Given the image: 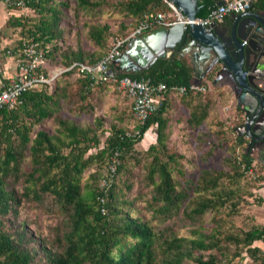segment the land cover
<instances>
[{
	"label": "trees",
	"instance_id": "trees-1",
	"mask_svg": "<svg viewBox=\"0 0 264 264\" xmlns=\"http://www.w3.org/2000/svg\"><path fill=\"white\" fill-rule=\"evenodd\" d=\"M22 1L37 19L27 26L25 17L9 16L6 26L19 35L17 46L10 50H19L23 42H38L48 69L67 67L73 61L93 64L107 54L104 49L111 36L107 24L90 25L87 30L88 39L103 48L101 52L88 53L80 46L62 50L63 32L58 25L67 2ZM76 2L83 11L108 6L111 11L133 18L135 26L150 15L169 11L164 0ZM197 5L200 8L195 16L203 18L215 1L197 0ZM72 75H76L73 70L66 71L51 88L28 90L22 94L20 104L0 109V264H236L235 258L237 264H264V222L247 229H229L244 198L241 194L253 197V193H245L238 186L239 181L249 176L254 183L264 181V166L252 165L247 153L240 152L226 158L224 166L228 170L204 168L195 182L182 179L183 155L168 146V111L174 105L169 91L162 92L157 110L142 124L134 120L130 129L116 124L109 131L100 128L102 134L107 132L101 141L96 128L70 124L53 116L60 110L54 99V86L61 77L68 79ZM116 76L150 79L168 88L187 87L192 79L189 66L172 58L156 59L140 73ZM78 78L82 99H88L97 87L112 85L111 81ZM214 90H188L178 96L188 98L189 106L197 101L186 118L189 127H198L207 118L214 105ZM79 110L92 111L93 104L88 101ZM49 118L54 119L55 132L38 129L31 138L33 126ZM231 122L228 128L220 129L223 136L237 126L236 120ZM97 123L102 124L99 120ZM150 130L155 135L154 142L141 154L136 146L144 137L147 141ZM236 143L242 146L243 138L237 137ZM25 152L29 163L24 167ZM207 153L206 156L211 155L210 151ZM133 165L141 169L142 179L150 187L144 203L150 216L147 220L134 215V200L127 199L133 185ZM87 170H91L88 176L84 175ZM229 182L234 187H226ZM254 198L256 204L264 203L263 198ZM26 201L41 208H55L62 216L64 225L59 226L60 232L50 245H40V249L31 245L36 236L29 232L24 219L18 220L19 208ZM206 212L212 213L208 227L204 225ZM174 218L190 223L192 237H178L166 226L155 229L157 223L164 225Z\"/></svg>",
	"mask_w": 264,
	"mask_h": 264
},
{
	"label": "rangeland",
	"instance_id": "rangeland-1",
	"mask_svg": "<svg viewBox=\"0 0 264 264\" xmlns=\"http://www.w3.org/2000/svg\"><path fill=\"white\" fill-rule=\"evenodd\" d=\"M66 1V6L63 7V14L60 18L59 27L62 29L63 38L62 50L75 48L80 46L85 52H101L103 48L97 47L87 37V30L90 25H104L109 26L111 36L109 37L105 51L108 52L112 42L115 38L123 39L131 36V34L137 28L134 25L133 18L124 17L118 11L114 12L110 10V7L104 6L101 9L94 11H83L77 6L76 0H63ZM17 16L25 17L26 25H31L37 19L28 7L23 9L14 10ZM121 25L123 28H121ZM13 29L9 27V30ZM12 31V30H10ZM15 31V30H13ZM17 31V30H16ZM137 37L136 35L130 39H127L124 50L127 49L129 42ZM103 50V51H104ZM79 78L76 75L70 76L68 79L61 77L55 84L56 96L55 101L58 102L60 110L54 113L53 116H60L68 123H74L81 127L92 126L99 131L101 141L104 140L103 134L100 132V128L104 131H109L112 125L116 124L119 127L132 128L134 126V118L131 113V104L127 97L116 90V88L110 84L97 87L93 90L88 99H82L81 90L77 82ZM64 89V91L62 90ZM48 91V92H52ZM179 96V95H178ZM91 101L93 104L92 111L79 110V106ZM178 98L172 100L173 106L169 107V127L171 135L169 137L168 146L174 149L177 153L183 155V159L180 161V168L182 169V179L191 180L192 183L196 181L197 175L204 168L206 169H221L227 168L224 166L227 157L234 155V152H230L231 138L230 136H223L218 127L219 122L218 114H208L206 120L198 127H189L186 124V117H184L187 110L181 108ZM177 106V107H176ZM183 113V116L179 115ZM97 120L102 124L97 123ZM55 123L53 118L45 119L34 125L31 131V138L34 136L38 129L44 130L50 134L55 131ZM224 127V126H221ZM151 132V130H150ZM151 136L153 137L151 139ZM145 139V137H144ZM142 140L140 144L136 146L137 150H140L141 154L148 147L150 143L154 142L155 135L151 132L150 138L147 141ZM213 148V152L212 149ZM93 152V149L90 150ZM210 151L211 155L206 156ZM29 163L27 152L22 159V165L25 167ZM25 169V168H24ZM91 170H87L84 175L88 176ZM131 183L132 189L127 195V199H133L134 215L141 216L143 219H149V214L144 210V203L149 198V189L142 179V172L138 166H131ZM249 176V175H248ZM251 177H245L240 180L238 186L246 191L245 193L252 192L256 183L252 182ZM83 181H86V177L83 176ZM234 187L230 182L226 187ZM17 188H19L17 186ZM240 202L237 210V214L232 218L229 229L235 230L240 228H250L251 225H262L264 222V204H256L254 197H249L246 194ZM193 197V193H190V198ZM211 212H206L204 217V225L209 226ZM24 219L29 232L33 236H36V240L31 243L36 249H40V245H50V241H53L59 230V226L64 225V220L59 212L52 208L38 207L33 202H24L21 208H19V218L21 221ZM154 224V223H153ZM231 225V226H230ZM163 226L169 227L174 235L178 237H192L193 227L188 221L184 222L178 218H174L170 221H166L164 225L156 224L155 229H161ZM224 233V232H223ZM255 245L261 246L260 242H256ZM233 263H238V259L235 258Z\"/></svg>",
	"mask_w": 264,
	"mask_h": 264
},
{
	"label": "water",
	"instance_id": "water-1",
	"mask_svg": "<svg viewBox=\"0 0 264 264\" xmlns=\"http://www.w3.org/2000/svg\"><path fill=\"white\" fill-rule=\"evenodd\" d=\"M183 19L193 20L200 7L197 0H169ZM220 4L219 0H214ZM230 26L205 29L182 23L159 27L132 39L107 71L109 77L119 73H138L148 69L156 59L190 55L192 76L197 79L213 70L212 85L224 86L232 93L245 122L235 130L252 149L264 158V16L250 10L230 14ZM135 54V55H134ZM200 63L202 64L201 67ZM198 83V81H196Z\"/></svg>",
	"mask_w": 264,
	"mask_h": 264
},
{
	"label": "built area",
	"instance_id": "built-area-1",
	"mask_svg": "<svg viewBox=\"0 0 264 264\" xmlns=\"http://www.w3.org/2000/svg\"><path fill=\"white\" fill-rule=\"evenodd\" d=\"M220 4L209 10L203 18H194L193 20L183 19L180 10L169 0H164L169 11L150 15L140 21L131 36L119 39L115 38L105 56L93 64H85L73 61L67 67L54 66L50 69L46 66L44 50L38 42H23L19 50L12 51L8 49L6 54L15 58L16 74L7 84L2 85L0 89V109L14 108L21 103V96L28 90L41 89L53 85L54 81L63 73L73 70L80 78H89L92 82L111 81L117 91L122 92L131 103V112L134 120L142 124L148 116L153 114L158 107V99L162 92L169 91L171 95H183L189 90H198L202 93L208 91L211 85H189L171 86L150 79H132L128 76L109 77L107 71L111 63L122 56L127 39L139 36L146 31L159 27H170L179 23H193L205 29H210L212 25L220 24L224 18L230 14H239L246 12L258 0H219ZM5 6L12 7L13 10L23 9L25 7L22 0H0ZM46 69V70H45ZM136 132H134L135 134Z\"/></svg>",
	"mask_w": 264,
	"mask_h": 264
},
{
	"label": "crops",
	"instance_id": "crops-1",
	"mask_svg": "<svg viewBox=\"0 0 264 264\" xmlns=\"http://www.w3.org/2000/svg\"><path fill=\"white\" fill-rule=\"evenodd\" d=\"M251 11L258 13L261 16H264V0L256 2L252 6ZM12 14L16 15V11L14 12V10L7 9L5 7V5L0 2V89L2 88V85H5L9 81H11L16 74L15 58L6 54V51L8 49H11L12 47L17 46L18 38H19L17 31H13V29H10V30H12V31H10L9 27L6 26L7 21L9 19V16ZM231 24H232V19H231L230 15H228L227 17L224 18L222 23L216 24L215 28H217L216 30H218V28L220 26H230ZM129 48L130 47L127 46L126 51H130ZM166 58H172L175 60L184 61L189 66L190 74H191V78H192L189 85H195V84L204 85V86L211 85V87H213L215 89L213 91L214 97H215L214 105L212 106L209 113L210 114L215 113V114L219 115V122L218 123H222V126H224V128L221 127V129L228 128L229 125L232 124V122H231L232 119L236 120V122H237V126L233 129V132L226 131V135L230 136V138L232 139L231 140V146H230V152L232 150V152H234V154H236V156L239 155L240 152L247 153V155L252 160V165L264 166V162L262 160L259 161L257 159V156L255 153H249V151L246 149L247 139L244 136H239L237 131L235 130L238 126L242 125L245 122V119H244L243 112L236 106V102L232 96V93L228 90L227 87H224V86H218L217 87V86L212 85L211 82L214 79L215 70H213L210 74H208L206 76H202L201 78L197 79L196 77L192 76V73H191L192 70H191V66L189 63L190 55L183 54L179 57H175L174 53H171ZM201 66H202V64L200 63V66H198V67H201ZM143 70H146V69H142V71ZM142 71H140V72H142ZM140 72H138V73H140ZM196 81H198V83H196ZM189 85L187 87L186 86L185 87L188 88ZM171 97L172 98H178V95H171ZM177 102H179L178 106L183 105L180 107L185 108L187 110V112H185V115H184V117H186V118L190 115V109H193V107H196V105H197V101H194L191 104V106H189L190 101L188 98H186V97L184 98V96H183V98H178ZM186 105H188V106H186ZM179 115L183 116V113H180ZM218 123H217V125H218ZM150 133L151 132L147 133V136H146L147 140L150 138ZM237 137L243 138L244 144H242V146L237 145V143H236ZM151 139H152V136H151ZM256 184H257V188L253 189V191H252V192H254L253 197H261L264 199V181L260 180L259 182H256ZM262 204H264V203H262ZM262 204H260V205H262Z\"/></svg>",
	"mask_w": 264,
	"mask_h": 264
},
{
	"label": "flooded vegetation",
	"instance_id": "flooded-vegetation-1",
	"mask_svg": "<svg viewBox=\"0 0 264 264\" xmlns=\"http://www.w3.org/2000/svg\"><path fill=\"white\" fill-rule=\"evenodd\" d=\"M248 142H250V143H253V141H250V140H247V144H248ZM248 151H249V153H255L256 154V156H257V159L259 160V161H263L264 162V158L263 157H261L257 152H255L254 150H252L251 148L250 149H247Z\"/></svg>",
	"mask_w": 264,
	"mask_h": 264
}]
</instances>
